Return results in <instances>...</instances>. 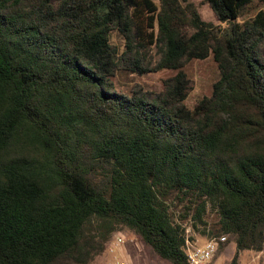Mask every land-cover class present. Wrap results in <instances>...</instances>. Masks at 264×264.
I'll return each mask as SVG.
<instances>
[{"label":"trees","instance_id":"16d2710c","mask_svg":"<svg viewBox=\"0 0 264 264\" xmlns=\"http://www.w3.org/2000/svg\"><path fill=\"white\" fill-rule=\"evenodd\" d=\"M205 2L217 24L190 0H0V264H94L124 232L187 264L188 228L226 238L213 263L264 253V0Z\"/></svg>","mask_w":264,"mask_h":264},{"label":"rangeland","instance_id":"374dc122","mask_svg":"<svg viewBox=\"0 0 264 264\" xmlns=\"http://www.w3.org/2000/svg\"><path fill=\"white\" fill-rule=\"evenodd\" d=\"M196 7L204 21L218 23L213 12L210 10L209 6L206 4L205 0H190ZM258 4H254L253 8H250L249 12L251 15L257 10ZM249 17V16H246ZM242 20V18H240ZM152 57H154V62H156L159 57L156 54V50H153ZM168 72L161 73H149L138 78L123 79L126 84H132L133 82L141 83L148 89L152 91H157L160 89L161 80L168 76ZM190 81V90L188 96L185 100V104L189 108H193L194 104L200 100L207 91V86L214 82L218 77V72L211 61L207 59L204 62H194L191 69L189 70ZM125 84V85H126ZM124 90V89H123ZM178 215L182 206L177 205L173 209ZM190 237L197 239L196 241H205L198 233L191 232L188 228L187 230ZM123 234L126 237V248L129 254V261L132 264H163L158 259L153 257L146 256L144 252V247L137 237L134 235L124 232ZM114 237V236H113ZM113 239V238H112ZM235 255L234 246L229 245L225 246L220 254H218L213 264H230ZM116 258L113 255H110L106 249L104 252L96 258L94 264H116ZM235 264H264V253L262 252H253V251H243L238 254Z\"/></svg>","mask_w":264,"mask_h":264},{"label":"built area","instance_id":"2783aa9c","mask_svg":"<svg viewBox=\"0 0 264 264\" xmlns=\"http://www.w3.org/2000/svg\"><path fill=\"white\" fill-rule=\"evenodd\" d=\"M126 240L123 234H116L106 246V251L115 256L116 264H132L129 261ZM225 240L223 236L205 240L203 243L187 240L185 246L187 264H213V258Z\"/></svg>","mask_w":264,"mask_h":264},{"label":"crops","instance_id":"0c3cea01","mask_svg":"<svg viewBox=\"0 0 264 264\" xmlns=\"http://www.w3.org/2000/svg\"><path fill=\"white\" fill-rule=\"evenodd\" d=\"M204 241H199V243H203Z\"/></svg>","mask_w":264,"mask_h":264}]
</instances>
